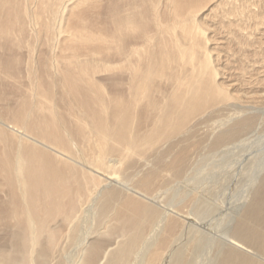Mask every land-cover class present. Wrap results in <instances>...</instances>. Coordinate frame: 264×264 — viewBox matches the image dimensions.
<instances>
[{
  "label": "bare ground",
  "instance_id": "bare-ground-1",
  "mask_svg": "<svg viewBox=\"0 0 264 264\" xmlns=\"http://www.w3.org/2000/svg\"><path fill=\"white\" fill-rule=\"evenodd\" d=\"M104 1L0 0V264H264V155L226 213L181 187L264 133V0Z\"/></svg>",
  "mask_w": 264,
  "mask_h": 264
},
{
  "label": "rangeland",
  "instance_id": "rangeland-1",
  "mask_svg": "<svg viewBox=\"0 0 264 264\" xmlns=\"http://www.w3.org/2000/svg\"><path fill=\"white\" fill-rule=\"evenodd\" d=\"M101 1H102L101 7H103L105 5L106 1H104V0H101ZM91 16H92V19L94 22H101L102 19H104V17L101 15H99L100 17L97 18V15L95 13H92ZM98 25H100V23H98ZM236 112H238V113H236ZM250 112L251 111H248L247 113L250 114ZM258 113H260L259 115L263 119L261 128L264 131V110L263 111L261 110ZM245 114H246V112L237 110L235 108H230L229 110L223 111L220 114H218L216 116V118L211 120L210 123H207V125L210 126V124L212 123L211 124L212 126H210V127L208 126V127L214 128V131L213 130L212 131L216 132L219 129H223L225 127V125H224L225 123H226V125H228L230 123V120H229L230 118L238 117L240 115H242V117H243ZM205 125H206V123L203 124V127L201 125L200 128L202 130H206L207 125L206 126ZM257 135L255 134L254 136H252L253 137V138L251 137L252 139L249 138V140H247L245 143H243V146L242 145L239 146V147H243V148L245 147L244 149L240 148L241 149L240 150L238 147V150H237V147H235V148H233L234 151L232 150V152H231L229 150L230 152H228V154H227L228 156L226 154H221V155H219L218 160L214 157L213 159H211L212 160L211 162L209 161L210 163L205 162V163H207V166L205 163H204L205 165L202 164L201 168L196 170V172H197L196 175H195L196 172L194 170H192L193 172L191 170L188 171V172H191V174L186 173L185 177L186 178L189 177V178L182 180L183 182L181 183V187L185 190L188 189L187 190L188 192H190L189 190H191V193L193 192L192 194L195 193L196 196L199 198H202L203 201L205 200L209 203H213V205L216 207L222 206V207L226 208L225 213L227 212V209H229L230 207L237 205V204H240V203H243V202L244 203L247 202L249 200L250 195H251V192H250L251 191L250 187H252L251 175H252L254 162L259 160V157L261 155H264V133L261 136H259V135L257 136ZM259 140H261L262 143ZM247 142H250V144ZM256 143L257 144L261 143L263 146V147L261 146L262 149L258 150L257 152L250 154V152L248 150L249 146L250 147L252 145L255 146ZM245 145H247L248 149L246 148ZM243 154L245 155V157L243 156ZM223 155H225L227 157L223 158ZM240 155L243 156L242 157L243 159L241 158ZM193 157L195 159L193 158L191 160L194 163L196 160L200 159V156L199 157L193 156ZM217 158H218V156H217ZM241 159H242V161H241ZM149 160L151 161V159H149ZM193 162H191V163L193 164ZM119 174L120 175L116 174L114 177H115V179L120 178L121 179L120 184L123 185L124 183H123V180L121 178L122 174L120 171H119ZM195 176H196V179H195ZM192 178H194L195 180L192 181ZM196 180L199 182H197ZM183 184H185V185H183ZM124 186L131 188L130 185L124 184ZM184 186H185V188H184ZM131 189H133V188H131ZM136 191H138V190H136ZM133 195L137 198H141V197H139L140 195L137 193H135ZM167 197H168V195L164 191L159 190V191H155L154 194L152 193V197H150V199L156 206L165 210V212L169 213L170 215L172 214L173 216H175L177 218L179 217L180 219L179 218L178 219L179 220L182 219L181 221H183V222L185 221L186 222V223L184 222L185 224H194L195 226H197V228L199 227L200 230H202L208 234H218V235L221 234V231H222L221 228H223L224 222H225L224 217H218L216 220L211 222L210 225H212V226H206V227L200 228L199 221L196 218H194L193 216L187 215L188 206L186 203L180 204L181 206L178 205L179 208L177 206H176L177 208L176 207L172 208L170 205H168V204L166 205ZM225 213H223L221 215H225ZM184 218H186V219H184Z\"/></svg>",
  "mask_w": 264,
  "mask_h": 264
}]
</instances>
